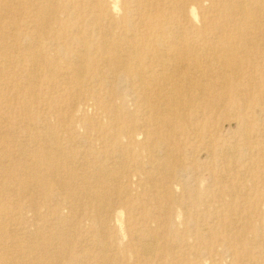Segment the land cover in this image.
Wrapping results in <instances>:
<instances>
[{
  "label": "rangeland",
  "instance_id": "1",
  "mask_svg": "<svg viewBox=\"0 0 264 264\" xmlns=\"http://www.w3.org/2000/svg\"><path fill=\"white\" fill-rule=\"evenodd\" d=\"M166 1L0 0V264H264L260 3Z\"/></svg>",
  "mask_w": 264,
  "mask_h": 264
},
{
  "label": "bare ground",
  "instance_id": "2",
  "mask_svg": "<svg viewBox=\"0 0 264 264\" xmlns=\"http://www.w3.org/2000/svg\"><path fill=\"white\" fill-rule=\"evenodd\" d=\"M35 1H39V0H35ZM112 2H113V6H112V14H117V12H119L118 11V2H119V0H111ZM124 1V3H125V5H126V14H125V16H124V18H126V19H128L129 17H130V15H129V13H128V10L133 6L132 4H133V0H123ZM158 2H160V3H162V1L164 2L163 3V5H167V4H169L170 5V3L168 2V1H166V0H157ZM222 1V0H221ZM231 1V4H230V6H228L229 7V10H231L230 12L232 13V14H235V15H237V14H239V15H244L245 14V12H246V10H245V4H243L242 3V1H240V0H230ZM253 1H255V0H253ZM259 1V5L258 6H256L255 8L254 7H252L250 10H249V15H248V17L250 18V27H251V30H252V35H253V48L256 50L255 52H257L258 50V48H259V46H261V45H264V22L261 24L259 21H258V19L261 17L262 19H263V21H264V0H258ZM168 2V3H167ZM177 6H180V4H177ZM227 7V8H228ZM215 7H212L211 9L213 10V11H215L216 12V10L214 9ZM227 8H226V10H227ZM188 13L192 16V18L193 19H196L197 18V16H196V8H194V7H190V8H188ZM121 13H122V11H121ZM119 14V13H118ZM197 14H198V12H197ZM196 21V20H195ZM197 21H198V18H197ZM209 23H212V21H209ZM175 28H177V27H175V26H173V25H168L167 26V28L164 30V32H174V31H176L175 30ZM220 29V28H219ZM52 31H54V29L52 30ZM178 31V30H177ZM103 33V32H102ZM47 35V34H46ZM45 35V36H46ZM243 35V34H242ZM210 36L212 37V35L210 34ZM210 37V38H211ZM214 37L216 38V35H214ZM58 38H59V35H58V30H56L55 32H53V34L51 35L50 33L47 35V37L45 38V40L47 41V44L48 45H53L57 40H58ZM156 47L160 50V51H167L166 50V48H165V45L163 46H161V41H157L156 42ZM205 47V46H204ZM29 48V47H28ZM4 57H6V56H4ZM8 58V60H6V62L5 63H10V64H12V62L9 60L10 59V57L9 56H7ZM80 59V58H79ZM1 62V61H0ZM83 67V66H82ZM84 68V67H83ZM141 76H143L142 74H141ZM127 105V104H126ZM91 113V112H90ZM5 119V118H4ZM164 122H166L165 120H164ZM87 123H88V125L90 126V121H87ZM165 124V123H164ZM147 146H149V145H146V147ZM164 146V144L163 145H160V143L159 144H157L156 146H155V148H154V150L156 149V147H158V148H161V147H163ZM228 151H229V149H228ZM156 152V151H155ZM53 158V157H52ZM105 160V159H104ZM105 162H107V161H105ZM19 166H20V164H19ZM56 173V172H55ZM105 208V207H104ZM59 230V229H58ZM137 236V235H136ZM42 241V240H41ZM48 243V242H47ZM155 243V242H154ZM30 244V243H29ZM44 244V243H43ZM156 244V243H155ZM31 246V245H30ZM50 246V245H49ZM149 246V245H148ZM48 247V246H47ZM153 248V247H152ZM151 249V248H150ZM146 250V249H145ZM48 251H50V250H48ZM146 254H148V253H146ZM104 256H105V254H104Z\"/></svg>",
  "mask_w": 264,
  "mask_h": 264
}]
</instances>
